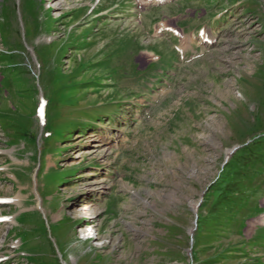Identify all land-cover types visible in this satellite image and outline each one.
Masks as SVG:
<instances>
[{
	"label": "rangeland",
	"instance_id": "obj_1",
	"mask_svg": "<svg viewBox=\"0 0 264 264\" xmlns=\"http://www.w3.org/2000/svg\"><path fill=\"white\" fill-rule=\"evenodd\" d=\"M0 80V264H264V0H0Z\"/></svg>",
	"mask_w": 264,
	"mask_h": 264
},
{
	"label": "trees",
	"instance_id": "obj_2",
	"mask_svg": "<svg viewBox=\"0 0 264 264\" xmlns=\"http://www.w3.org/2000/svg\"><path fill=\"white\" fill-rule=\"evenodd\" d=\"M80 40H81V41L77 40L76 45H74V46H76V47H78V48H81V46H82L83 44L86 43V41H85V40H86V33L83 34V36L81 37ZM64 50H65V51L63 52V54H65V52H66V49H64ZM70 88H71V90H75V89H77V88H75V86H72V87H70ZM262 139H264V136H263L262 138H258L256 141H253V142L251 143V145H250L249 147L244 148L245 150H243V151L246 152V150H248L247 153L249 154V151H250V153L252 154L256 148H257V150L261 149V148H262L261 146L264 145V141H261ZM252 147H253V148H252ZM255 147H256V148H255ZM226 164H227V163H226ZM251 166H253L252 163H251ZM215 186H216V184L214 183L213 185H211V187H209V189H211V188H213V187H215ZM209 189H208V190H209Z\"/></svg>",
	"mask_w": 264,
	"mask_h": 264
},
{
	"label": "water",
	"instance_id": "obj_3",
	"mask_svg": "<svg viewBox=\"0 0 264 264\" xmlns=\"http://www.w3.org/2000/svg\"><path fill=\"white\" fill-rule=\"evenodd\" d=\"M239 148V146H234L227 154V157H226V159H225V162H227V160L229 159V157H230V155L232 154V153H234V151H236L237 149ZM208 188V187H207ZM208 189H206L204 192H202V196H201V198L199 199V201L197 202V204L195 205V207L193 208V212H194V223H193V228L190 230V232H189V236H190V238H189V245H190V247L188 248V255L190 256V254H191V246H192V243H193V234H194V231L196 230V220H197V209H198V207L200 206V204H201V202H202V200H203V197H204V194L206 193V191H207Z\"/></svg>",
	"mask_w": 264,
	"mask_h": 264
},
{
	"label": "bare ground",
	"instance_id": "obj_4",
	"mask_svg": "<svg viewBox=\"0 0 264 264\" xmlns=\"http://www.w3.org/2000/svg\"><path fill=\"white\" fill-rule=\"evenodd\" d=\"M145 1V0H144ZM145 3H148V2H145ZM195 37L197 38V39H202V40H207L208 42L209 41H211L213 38V36L212 35H210L209 34V32L208 31H206V30H200L199 32H198V34L197 35H195ZM264 224V214H262L260 217H258V218H256V219H254V220H251L250 222H249V226L250 227H255L257 224ZM90 237V236H89ZM89 237H87V238H89Z\"/></svg>",
	"mask_w": 264,
	"mask_h": 264
}]
</instances>
